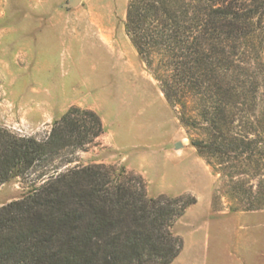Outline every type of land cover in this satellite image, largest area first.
<instances>
[{"label":"trees","instance_id":"obj_1","mask_svg":"<svg viewBox=\"0 0 264 264\" xmlns=\"http://www.w3.org/2000/svg\"><path fill=\"white\" fill-rule=\"evenodd\" d=\"M124 29L167 102L192 103L205 131L190 143L227 194L263 208L264 0H127ZM179 119L197 122L184 111ZM102 132L99 115L79 106L43 138L0 125V185ZM36 181L0 206V264H170L182 247L172 226L195 202L150 196L139 174L103 163L55 167Z\"/></svg>","mask_w":264,"mask_h":264},{"label":"rangeland","instance_id":"obj_2","mask_svg":"<svg viewBox=\"0 0 264 264\" xmlns=\"http://www.w3.org/2000/svg\"><path fill=\"white\" fill-rule=\"evenodd\" d=\"M67 1L0 0V125L43 138L79 106L99 115L103 132L0 185V206L55 167L124 166L150 196L195 200L172 226L182 247L170 264H264V207L246 209L247 195L241 203L230 197L226 179L191 145L190 137H204L203 121L190 101L183 109L165 99L125 33L127 0ZM183 111L196 124H182ZM250 183L246 177L244 187Z\"/></svg>","mask_w":264,"mask_h":264},{"label":"water","instance_id":"obj_3","mask_svg":"<svg viewBox=\"0 0 264 264\" xmlns=\"http://www.w3.org/2000/svg\"><path fill=\"white\" fill-rule=\"evenodd\" d=\"M78 1L79 0H68L65 5L68 7L75 6L78 3ZM174 145H175V147H179L181 145V143L179 141H177Z\"/></svg>","mask_w":264,"mask_h":264}]
</instances>
